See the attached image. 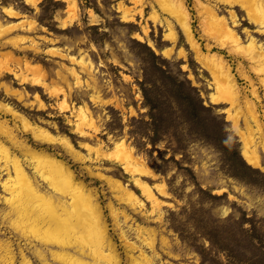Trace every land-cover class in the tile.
I'll use <instances>...</instances> for the list:
<instances>
[{"label": "rangeland", "instance_id": "1", "mask_svg": "<svg viewBox=\"0 0 264 264\" xmlns=\"http://www.w3.org/2000/svg\"><path fill=\"white\" fill-rule=\"evenodd\" d=\"M74 1L75 11L62 0H0V61L46 84L33 85L4 71L0 103L33 126L68 140L71 148L35 138L10 114L0 112V124L8 123L17 139L37 154L61 160L90 190L115 264L144 258L150 264H264V151L259 145L264 136V74L229 49L230 38L216 34L205 7L224 18L240 35L241 45L255 39L264 48V32L237 6L182 0L205 61L222 58L236 83L239 100L233 108L219 101L226 92L217 91L178 21L158 0ZM9 7L20 17L9 16ZM126 9L132 21L123 18ZM171 29L173 42L167 37ZM142 83L156 104L153 110L146 105ZM192 105L197 114L190 120L187 108ZM249 106L262 124V133L252 126L256 130L249 143L257 145L260 167L248 164L242 154ZM81 111L91 122L83 120ZM230 116L239 118V128ZM222 127L239 156L225 154L213 143ZM123 141L149 172L138 177L150 186L159 206L146 198L127 163L118 159L115 147ZM0 143L19 157L38 188L51 194L34 161L9 139L0 136ZM6 179L1 159L0 264H66L52 253L64 250L42 243L28 218L19 220L28 234L14 228L15 216L5 200L10 195L2 185ZM66 252L92 262L74 247Z\"/></svg>", "mask_w": 264, "mask_h": 264}, {"label": "bare ground", "instance_id": "2", "mask_svg": "<svg viewBox=\"0 0 264 264\" xmlns=\"http://www.w3.org/2000/svg\"><path fill=\"white\" fill-rule=\"evenodd\" d=\"M62 1H64L67 4L69 9L71 8L75 11L76 2L74 0H62ZM215 1H218L219 3L222 4H226L228 6L239 7L241 11L245 12L249 20L264 32V0H215ZM159 2L162 8L164 9V12L165 13L168 12L169 15L171 14L178 21L180 27L182 28L187 38L188 43H190V45L196 51L197 58L207 66V69L210 71L211 75L213 76L217 91L220 90V93L226 92L224 97L222 96V99L219 101L226 102L229 105H231V107L233 108L236 107L238 104L237 101L239 100L236 99L239 97L237 95L236 83H234L235 81L233 80V77L230 75L229 70L224 64L222 58H219L217 60L215 59V57H213V59L210 57L211 60H213L211 61L209 58L211 63L205 61L206 55H203L201 50H199L200 47H198L199 45H197L195 39L192 36V32H191L192 29L190 30V26H189L190 25L189 13L183 1L158 0V3ZM120 8L123 9L122 7ZM205 9H206V14H208L211 17V21L213 20L212 24L213 27L215 28L216 34H218L219 36L221 35L227 36L228 38L226 39L230 38L229 40L231 46L229 47V49L232 50L233 52L234 50L238 51V53L244 56L246 59H248L253 63H256L255 64L256 68H254L256 72L264 74V48L260 44H256L254 41L255 39L254 40L250 39V42L246 46L241 45L240 40L242 41V39H240L239 37L240 35L238 36L234 31L231 30V28L225 23L224 18L218 15L213 10L212 7H205ZM5 11L8 13L9 16L12 17L19 16V13L14 8L11 7L5 8ZM129 13L130 12L127 9L123 11L122 16L123 18H125V20L126 19L131 20ZM89 14L93 15L91 11ZM231 17L235 20V15L233 13H231ZM172 32L173 31L171 29V34L170 33L169 35L167 34V37L171 42L175 41L176 38V35L174 34V32L173 33ZM257 32L259 31L257 30ZM33 44H35V41ZM1 61H0V74L4 71L10 72L15 77L22 78L23 81H30L33 85L35 84L37 86H42V87L46 85L44 83L45 81L43 80L42 81L40 79L32 80L33 77L31 78L30 76L24 73L19 74V72L16 71L15 69L6 68L4 63ZM25 69L30 71L31 70L30 65L26 64ZM252 108H253L252 106H249L248 109L250 111L249 113L251 114V121L250 122L247 121L246 132L243 133V136L247 139V141L244 144V149L242 150L243 151L242 154L248 164L254 167H260L262 163H261V157L259 151L257 149V145L255 143L249 144V143H253L250 140V138H252L250 137V135L256 130L253 129L252 126H256L258 131L260 132L262 131L260 130V125L262 124H260L259 118L256 115L257 111L255 112ZM0 112L14 116L15 120H19L23 124L24 129L26 131L31 132L35 138L50 142L59 141L60 143H64L69 148H71V144L68 142V140L64 138L58 139L54 135L50 134L47 130L33 126L32 124L27 122V120L21 114H18L17 112H15L14 109L9 108L8 106H3L1 103H0ZM87 114L85 115L84 111H81V117L83 118V120L86 121L89 120L91 122V119L87 117ZM231 118H233L232 120L234 121V125L237 128H239V118L236 116H233ZM7 124L5 122L3 124H0V136L9 139L14 146H16L17 148L23 151L21 152L24 153V155L28 156L29 159L34 161L38 174L47 183L48 185L47 187H49V189H51L52 191L51 194L42 192L38 188L39 187L38 184L36 185V183H34L35 181L33 182V180L31 179L30 177L31 174L29 173L30 174L29 175L28 172H26L27 169L25 170L26 167L25 168L23 167L21 160L18 159L19 157L17 158L15 154L12 155L8 150V148L5 147L2 143H0V151L2 152L1 154H3L0 160L1 159L3 160V169L7 173V179L4 180L2 185L4 190L8 192L10 195L9 197H6L5 200L8 202L10 210L13 212L15 216L14 220L12 221L14 228L15 229L20 228L22 234H28L26 230L21 228L22 222L19 221L22 218L25 219L28 218L29 219L28 221H30V223L33 224L32 226L35 228V232H39L38 236L42 243L45 244L49 243L47 245H55L59 249L64 250V251L52 252V253L55 255L56 258L64 260L66 264H115L113 260L115 255L113 256L112 250L110 249V247H108V244L105 243L107 236H105L106 232L104 231L101 225L99 207L94 199V196L92 195V193H90V190L87 189L83 185V183L80 182V180L78 181L77 178L74 177L73 173L61 160L44 152H42L41 154H37V151L35 152L33 149L29 147V145L25 144L22 141H19L17 139V136L14 134L15 131L11 129L10 126L8 127ZM78 126H81V124ZM79 130L81 131V129ZM252 141L254 140L252 139ZM259 145L262 147L264 151V136H261ZM115 150L118 159L121 158L122 160L125 161V163H127V166L125 167L126 168L129 167V169L127 170L131 171L134 174L133 175L134 182L137 184V186L143 192L146 198H148L153 205H158L159 203L157 201V198L152 193L150 186L145 182L141 181V179L138 177L141 175L148 176L149 172H147V170L137 162L131 148L128 147V145H126V143L123 141L117 143ZM96 152L99 153L100 150L96 149ZM122 160L121 163L123 162ZM127 195L129 196L128 199H132L134 202L133 204H135V201L137 200L133 198L132 194L131 193L129 194V192L126 191V196ZM124 215L125 217H127L126 214ZM115 216L117 215L115 214ZM72 247L76 248L79 255L86 254L87 256H89L92 262L85 261L80 256L72 255L69 252H66V249ZM24 263L31 264L27 260ZM117 264H119V262ZM133 264H150V263L144 258L143 262L137 260Z\"/></svg>", "mask_w": 264, "mask_h": 264}, {"label": "trees", "instance_id": "3", "mask_svg": "<svg viewBox=\"0 0 264 264\" xmlns=\"http://www.w3.org/2000/svg\"><path fill=\"white\" fill-rule=\"evenodd\" d=\"M179 86H182L181 82H179ZM178 88H180V87H178ZM141 90H142V95L144 97L146 105H148L150 110H153L155 108L156 104H155L153 98H151V96L148 94L147 90L143 86V83L141 84ZM177 90H179V89H177ZM199 106L202 109L206 108L201 102L199 103ZM187 109L192 111L188 115V118L191 120L193 118V115L197 114V110H196L197 108H196V106L192 105V106H190V108L188 107ZM152 117L154 118V120L156 119L154 114H152ZM217 131L218 132H217L216 138H213V143L217 146V148H219L225 154L228 152H232L235 156H239L238 150L236 149L234 144L231 142L229 136L226 135V132H227L226 129L224 127H222V128H219V130H217ZM242 165H243V167L252 170V168H250V166L245 164L244 161H242ZM211 197H216V196L211 195Z\"/></svg>", "mask_w": 264, "mask_h": 264}]
</instances>
